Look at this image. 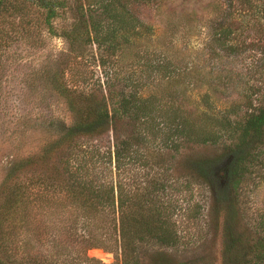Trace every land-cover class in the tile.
Listing matches in <instances>:
<instances>
[{"label": "rangeland", "instance_id": "rangeland-1", "mask_svg": "<svg viewBox=\"0 0 264 264\" xmlns=\"http://www.w3.org/2000/svg\"><path fill=\"white\" fill-rule=\"evenodd\" d=\"M52 1L59 6L50 29L41 27L34 6L27 26L17 17H0V191L10 166L26 162L17 174L24 191L17 211L3 214L0 197V257L14 264H119V243L110 228L112 215L87 216L66 187L52 182L57 176L53 167L70 162L73 167L80 165V177L87 169L98 181H117L128 196L146 195L166 207L178 244L158 248L149 243L151 251L165 252L173 263L221 264L222 217L213 212V188L186 168L187 158L217 157L221 146L186 144L177 137L182 147L175 151L160 136L123 118L115 124L118 140L136 135L140 141L132 146V159L118 176L104 155L106 137L83 139L82 148L62 147L58 153L46 154L58 137V130L48 125L72 122L52 76L64 70L61 80L67 89L93 93L97 100L111 91L114 97L123 92L152 98L160 111L170 103L174 108L181 103L196 126L201 115L221 116L231 103L242 108L249 95L254 104L264 100L261 5L249 6L241 0H121L123 7L116 11L126 19L127 30L117 32V49L110 52L104 45L97 48L80 42L77 54L69 50L62 33L79 24L78 6L95 0ZM24 26L30 32L19 29ZM229 28L230 36L221 35L223 42H216L220 32ZM156 118L155 123L161 120ZM108 137L112 140L111 132ZM90 143L97 144L99 154L93 155ZM259 151L239 189L244 211L241 228L254 227L264 219V144ZM140 209L138 204L135 210ZM149 259L145 255L142 264H150Z\"/></svg>", "mask_w": 264, "mask_h": 264}, {"label": "trees", "instance_id": "trees-1", "mask_svg": "<svg viewBox=\"0 0 264 264\" xmlns=\"http://www.w3.org/2000/svg\"><path fill=\"white\" fill-rule=\"evenodd\" d=\"M241 1L249 6L257 2L264 12V0ZM33 6L41 18V27L47 26L50 29V20L56 16L55 9L59 6V3L52 0H0V17L4 18L5 14L13 19L17 17L20 23L25 22L27 26L26 19ZM78 7L82 16L80 21L78 20L79 24L62 33L69 50L79 54V43L84 42L88 45L96 44L97 48L104 45L110 52H114L118 47L117 32L127 30L126 19H123L121 12L116 11L117 8L123 7L122 1L95 0L87 6L81 4ZM26 26L19 29L28 33L30 29ZM130 26L132 29L135 27ZM11 31L22 33L18 29ZM231 31L230 28L226 31L224 29L215 41L223 42L222 36H230ZM119 37L127 39L124 35ZM230 49L234 50L232 47ZM63 74L64 70L61 69L54 72L52 77L55 79V89L65 99L72 122L68 126L59 123L56 125L54 122L48 125L49 128L58 130V137L50 144L46 154L58 153L62 147L82 148L83 139L94 141L106 137L103 145L104 147L107 144L104 155L108 164L113 162L115 174L118 176L121 167L132 159V146L140 141L136 135L127 136L126 140H118L115 124L123 118L129 119L134 125L140 124L151 135L160 136L163 143L175 151L182 147V143L174 139L177 137L186 144L221 146L222 153L217 157L187 158L186 168L195 178L210 183L213 188V212L216 218L222 217L221 264H264V219H260L254 227L241 228L244 211L239 201V189L250 173L249 164L259 158V150L264 144V100H257V104H254L252 95H249L242 108L231 103L230 110L225 114H203L195 120L198 122L194 126L181 103L178 108H174V104L170 103V107L160 111L158 107H154L153 101L150 100L152 98L123 92L114 97L111 91L106 98L103 96L97 100L93 93L85 95L84 91L76 88L67 89L62 84ZM179 106H183V109ZM153 113L161 119L159 122H154L157 118ZM160 123L162 128H158ZM110 132L112 140L108 137ZM90 147L93 155L99 154L100 148L97 144ZM25 163H14L6 174L4 186L0 191L3 200L1 209L5 211L3 214H14L19 207L24 191L17 174ZM58 164L59 166L53 167L57 176L52 182L59 184L60 188L66 187L72 201H75L87 216L94 218L99 213H105L109 218L112 215L110 228L115 235V242L119 243V264H142L141 259L145 255L149 256L150 264H190L189 261L173 263L165 252L157 249L153 252L149 248V243L157 245L158 248H173L178 244L173 223L169 220L170 213L166 211V207H162L161 202L151 201L146 195H142V199L128 196L123 193L117 181H98L97 178L90 177L87 169L85 177H80V165L73 167L70 162ZM221 179L224 181L223 185ZM145 202L146 205L149 204L146 209ZM138 204L141 209L135 210ZM0 264L14 263H6L0 257Z\"/></svg>", "mask_w": 264, "mask_h": 264}]
</instances>
